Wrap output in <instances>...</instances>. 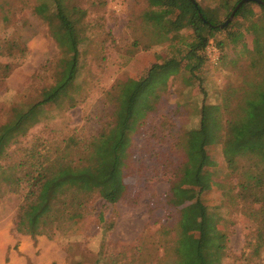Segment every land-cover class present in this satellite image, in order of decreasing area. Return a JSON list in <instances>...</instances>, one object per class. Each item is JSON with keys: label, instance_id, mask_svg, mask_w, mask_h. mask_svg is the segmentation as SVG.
<instances>
[{"label": "rangeland", "instance_id": "rangeland-1", "mask_svg": "<svg viewBox=\"0 0 264 264\" xmlns=\"http://www.w3.org/2000/svg\"><path fill=\"white\" fill-rule=\"evenodd\" d=\"M41 1L0 0V76L5 71L1 65H12L7 77H0V125L12 118L14 106L37 101L55 81L60 48L47 22L33 12ZM73 1L86 10L88 38L80 45V69L68 94L41 106L35 116L39 121L0 158V165L17 162L18 172L35 169L32 154L55 155L70 136L87 139L100 133L114 119L115 107L124 105L128 79L177 54L166 42L168 30L185 27L175 33H191L182 10L162 17L167 0ZM237 1L198 0L215 11L217 27L232 23L210 39L200 70L182 69L169 78L156 110L132 134L125 177L129 189L118 202L97 192L79 226L65 227L52 237L18 233L23 192L1 195L9 184L0 178V264H103L106 254L118 256L125 250L123 262L129 264H177L171 240L177 235L181 206L171 204L170 188L186 158V133L200 126L205 104L219 106L222 124L210 138L206 166L218 185L203 194L227 234L222 264H264V33L257 36L250 28L255 22L264 25V8L257 1L246 2H251L253 16H234L221 27L231 15L227 17V3L231 7ZM240 33L239 42L232 43V34ZM23 159L29 164L20 167ZM247 179L261 187L255 189L263 194L257 202L252 186L242 188Z\"/></svg>", "mask_w": 264, "mask_h": 264}, {"label": "trees", "instance_id": "trees-1", "mask_svg": "<svg viewBox=\"0 0 264 264\" xmlns=\"http://www.w3.org/2000/svg\"><path fill=\"white\" fill-rule=\"evenodd\" d=\"M240 1L231 7L227 3V17ZM162 4V17L182 10L186 25L190 27L188 36L175 33L185 27L168 30V47L175 49L180 56L173 54L154 62L145 75L129 78L130 91L126 93L124 105L115 107L114 119L97 135L87 139L70 136L61 142L55 155L52 152L32 154L35 159L30 162L34 161L31 166L35 169L24 173L16 171L17 162L0 165V178L9 184V187L4 185L1 195L23 192L15 226L18 233L52 237L65 227L79 226L86 204L94 193L98 192L111 203L124 197L129 189L125 177L132 157V134L140 131L150 113L156 110L161 99L160 91L166 88L169 78L182 69L192 73L200 70L206 62L204 51L210 39L232 23L225 28L217 27L220 21L215 11L207 10L198 0H167ZM250 4H243L235 17L250 19L254 14V10L248 7ZM261 6L264 8L263 4ZM33 12L47 22L60 48L56 77L42 89L37 101L26 107L14 106L12 118L0 125V158L7 156V148L17 141V136L25 134L30 125L39 121L35 116L41 106L55 103L68 94L80 69V45L88 38L84 35L86 10L76 1L44 0L34 5ZM250 28L257 36L264 33V25L259 23H253ZM241 37V33L232 34L230 40L237 44ZM256 43H259V37ZM1 66L5 71L0 77L5 78L12 65L5 63ZM200 115V126L186 133L183 142L186 158L170 188L171 204L181 206L177 235L171 240L177 264H222L226 255L227 234L220 229L216 214L203 197L205 191L218 185L206 166L210 160V138L222 129L219 106L205 104ZM243 140L239 138L237 144L241 145ZM171 160L174 162L172 154ZM26 164H29L28 159L19 162L20 167ZM24 183L26 186H22ZM251 186L254 190L261 189L250 179L242 183L244 191L251 190ZM257 192H254L255 202L263 195ZM125 256L128 257L126 250L118 256L106 254L103 264H129L131 261L123 262Z\"/></svg>", "mask_w": 264, "mask_h": 264}, {"label": "water", "instance_id": "water-1", "mask_svg": "<svg viewBox=\"0 0 264 264\" xmlns=\"http://www.w3.org/2000/svg\"><path fill=\"white\" fill-rule=\"evenodd\" d=\"M249 1H257V2H259V3H261V4L264 5V1H263V0H241V1L237 4V6H236L235 9L233 10V12L231 13L230 17H229V18H228L223 24H221L220 26L223 27V26L227 25V24L232 20V18L235 16V13L237 12V10H238V9H239L244 3L249 2Z\"/></svg>", "mask_w": 264, "mask_h": 264}]
</instances>
